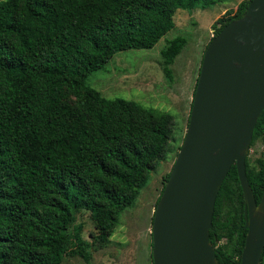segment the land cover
Masks as SVG:
<instances>
[{"label": "trees", "instance_id": "1", "mask_svg": "<svg viewBox=\"0 0 264 264\" xmlns=\"http://www.w3.org/2000/svg\"><path fill=\"white\" fill-rule=\"evenodd\" d=\"M225 1H0V264H61L83 210L96 223L97 241H108L120 215L166 159L174 117L134 100L107 98L87 79L119 51L153 48L174 28L178 9ZM250 1L218 18L213 37L241 17ZM188 43L186 35L167 40L161 50L167 76ZM257 139L264 142V110L251 146ZM246 166L259 203L264 154L253 165L248 156ZM247 232L234 163L210 230L219 264H241ZM152 249L153 240V264ZM83 256L90 259L88 252Z\"/></svg>", "mask_w": 264, "mask_h": 264}, {"label": "water", "instance_id": "2", "mask_svg": "<svg viewBox=\"0 0 264 264\" xmlns=\"http://www.w3.org/2000/svg\"><path fill=\"white\" fill-rule=\"evenodd\" d=\"M263 110L264 0H251L204 50L188 129L154 212L153 264H219L210 230L234 163L248 229L241 264H261L264 192L258 203L246 160Z\"/></svg>", "mask_w": 264, "mask_h": 264}, {"label": "rangeland", "instance_id": "3", "mask_svg": "<svg viewBox=\"0 0 264 264\" xmlns=\"http://www.w3.org/2000/svg\"><path fill=\"white\" fill-rule=\"evenodd\" d=\"M241 1L229 0L212 7L179 11L174 28L153 48L119 51L105 67L89 75L87 84L107 98L134 100L158 112L170 113L174 117V130L166 159L152 171L135 203L120 215L108 241L104 244L97 241L98 229L90 212L80 211L71 227L72 243L65 248L61 264H152V217L164 178L174 165L188 129L202 56L214 35L213 23L228 10H237ZM218 13H221L219 17ZM178 35L188 36L189 43L175 58L172 77H169L164 71L161 50L168 39ZM263 154L264 142L257 139L248 154L250 163L255 164ZM83 252L90 254L88 261Z\"/></svg>", "mask_w": 264, "mask_h": 264}, {"label": "crops", "instance_id": "4", "mask_svg": "<svg viewBox=\"0 0 264 264\" xmlns=\"http://www.w3.org/2000/svg\"><path fill=\"white\" fill-rule=\"evenodd\" d=\"M228 9V7L227 8H225V9H223V11L222 12H225V10H227ZM186 9H178V11H177V13H176V16H177V14L179 13V11H180V13H181V11L183 12V11H185ZM188 11V10H187ZM221 12V13H222ZM221 13H218L217 14V17H219L220 15H221ZM176 16H175V18H176ZM176 20V19H175Z\"/></svg>", "mask_w": 264, "mask_h": 264}]
</instances>
